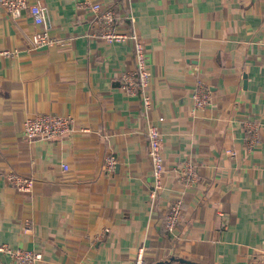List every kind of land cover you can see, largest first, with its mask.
I'll return each instance as SVG.
<instances>
[{
    "label": "crops",
    "instance_id": "crops-1",
    "mask_svg": "<svg viewBox=\"0 0 264 264\" xmlns=\"http://www.w3.org/2000/svg\"><path fill=\"white\" fill-rule=\"evenodd\" d=\"M30 1L58 41L33 48L43 26L0 6V50L12 51L0 56V243L39 251L37 264H131L138 248L146 264H264V0ZM94 2L144 41L147 116L120 83L133 43L97 36ZM196 80L211 98L192 110ZM37 113L69 115L73 130L28 141L22 123ZM159 116L166 171L152 199L145 128ZM246 121L259 126L253 143ZM185 160L197 172L187 187L173 170ZM9 172L32 188L15 189ZM180 196L170 234L163 215ZM0 264L16 263L0 253Z\"/></svg>",
    "mask_w": 264,
    "mask_h": 264
},
{
    "label": "built area",
    "instance_id": "built-area-1",
    "mask_svg": "<svg viewBox=\"0 0 264 264\" xmlns=\"http://www.w3.org/2000/svg\"><path fill=\"white\" fill-rule=\"evenodd\" d=\"M0 6L12 18L19 17L23 12H27L35 24L43 26V29L35 32L31 37V46L33 48L52 45L57 43V39L51 37L48 32L46 22V8L37 1L30 0H0ZM91 9L95 14V20L98 23L97 36L106 41H126L133 43L134 68L120 76V83L124 92L130 96H138L145 115L152 106V97L149 93V65L147 62V49L140 34L133 28L122 29L119 27L120 16L112 6H102L98 2L91 4ZM12 54L11 50L1 49L0 56L8 57ZM211 98L208 88L196 80L194 90L191 94L192 110L205 107ZM163 116L157 117V122L147 119L145 135L148 142V156L151 162V172L153 181L149 194L155 199L162 187L163 175L166 171L161 142L162 133L159 122ZM247 140L250 143L255 142L258 124L246 121L243 124ZM73 130V120L69 115L53 113H37L23 120L22 133L28 140L35 139L51 140L62 138ZM116 160L113 155L108 154L104 157L103 169L112 172ZM61 168L66 170L68 165L61 164ZM177 181L184 187L193 184L197 178V172L192 162L187 160L179 162L173 168ZM7 180L11 186L19 191H28L33 186V178L23 176L15 172L7 174ZM182 216V197L170 202L163 215V228L167 233L172 234L178 226ZM0 253L6 254L16 264H37L41 259V253L35 250H28L20 247H11L8 244L0 243ZM131 264H146L143 257V249L138 248L134 254Z\"/></svg>",
    "mask_w": 264,
    "mask_h": 264
},
{
    "label": "water",
    "instance_id": "water-1",
    "mask_svg": "<svg viewBox=\"0 0 264 264\" xmlns=\"http://www.w3.org/2000/svg\"><path fill=\"white\" fill-rule=\"evenodd\" d=\"M178 260L180 262H183V263H186V264H197V263L191 262V261L183 259V258H178ZM164 263H165L164 261H157L154 264H164Z\"/></svg>",
    "mask_w": 264,
    "mask_h": 264
}]
</instances>
